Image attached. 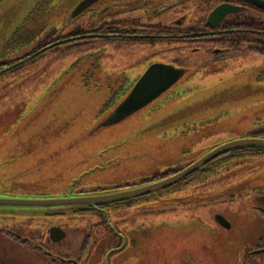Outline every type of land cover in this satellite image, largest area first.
<instances>
[{
	"label": "flooded vegetation",
	"instance_id": "1",
	"mask_svg": "<svg viewBox=\"0 0 264 264\" xmlns=\"http://www.w3.org/2000/svg\"><path fill=\"white\" fill-rule=\"evenodd\" d=\"M50 1L51 5L36 6L3 41L0 50L3 52L24 44L35 48L18 59L0 56V73L13 72L22 63L64 45L103 44L145 49L157 46L163 51L169 48L185 74L186 69L193 68L194 71L187 72L188 79L197 71L199 77L209 76L228 62L249 55L264 59V54L254 51L264 48V10L252 4H263L264 0H96L75 15L76 6L83 0H66L63 20L57 23L50 21L53 11L57 12L53 5L57 0L42 3ZM220 6L236 9L212 15ZM124 61L115 67L100 65L98 69H84L78 76L82 87L89 92L101 89L109 94L110 99L102 106L104 111L113 104L109 114L147 68L165 63L160 59L149 61L144 68L132 71L118 67ZM257 73L260 79L264 71ZM196 87L189 86L186 90ZM178 97L174 93L161 102L154 100L119 123L129 118L139 122L149 120L158 115L156 112L162 109L165 112ZM33 105L38 103L35 101ZM144 108L148 109L142 111ZM215 117L197 119L195 123L209 126L208 122ZM105 119L106 116L95 125L92 133L102 128L96 127ZM263 126L252 125L225 141L209 144L195 155L183 151L174 159L176 164L121 182L96 179L95 173L102 174L106 169L92 164L99 162L95 160L99 150L87 157L91 166L88 165L87 172H81L86 176L80 174L63 180L59 174L45 180L41 169L51 162L45 155L59 146L48 135L46 150H40V144L36 150L37 160L43 159L37 162L31 159L30 166L23 169L29 177L21 175L22 181L10 184L9 188L19 190L17 194L23 199H55L59 203L24 207L17 214L0 215V238L13 251L37 264H140L142 257L152 264L150 255L160 249L166 254L174 253L172 262L163 264H264V147L247 144L215 152L232 141L264 142ZM178 132L169 133L170 137L185 134L182 130ZM211 132L203 134L210 137ZM39 137L35 134L34 140ZM25 144L23 140L20 142V146ZM77 145L74 142L65 149ZM83 157L74 156L72 163ZM1 169L12 170L8 166ZM11 176L15 175L6 173L1 180L8 182ZM234 176L237 178L233 180ZM224 180L229 182L218 185L226 186L225 190L217 193L223 187L216 185L217 182ZM57 183L60 185L56 188ZM72 200L81 201L72 203ZM156 234L158 237L153 240ZM217 236L226 240L223 246L218 244Z\"/></svg>",
	"mask_w": 264,
	"mask_h": 264
},
{
	"label": "rangeland",
	"instance_id": "2",
	"mask_svg": "<svg viewBox=\"0 0 264 264\" xmlns=\"http://www.w3.org/2000/svg\"><path fill=\"white\" fill-rule=\"evenodd\" d=\"M43 1L0 0V39H5L10 30L17 27L25 15L43 4ZM65 1L54 2L57 12L53 11L50 21L57 23L63 20L62 12L67 9ZM64 7V11L58 12ZM34 48L31 44L8 47L4 52L0 51V56H8L7 60L18 59ZM172 53V49L163 51L157 46L145 49L103 44L70 47L64 45L40 54L35 60L22 63L13 72H1L0 152L3 151V154L0 153V163L3 162V165L12 170L8 172V169H0V177L20 170L23 177H29L28 172L23 169L30 166L31 159L37 160L36 150L39 149V144L40 150H46L48 135H52L59 146L45 155L46 159H51L46 169H41L45 180L53 179L59 174L63 180H68L81 172H87L90 165L87 157L99 150L100 153L95 158L99 162L94 161L92 164L106 169L101 171L102 174L95 173L96 179L121 182L138 176H148L176 164L174 159L183 151H187V155H195L209 144L225 141L252 125H264V74L257 79V72L264 71V59L249 55L228 62L226 67L206 77H199L200 73L197 71V74L188 79L187 72L194 70L186 69L185 76L154 101L161 102L174 93L179 95L165 112L162 109L159 113L156 112L158 115L155 114V117L143 122L129 118L92 133L95 125L109 115L113 104L102 111L103 104L110 99L109 94L102 93L101 89V92H89L83 88L79 82L81 78L78 77L81 71L98 69L100 65L105 68L110 65L115 67L124 59V64H118V67L132 68V71H138L149 61L159 59L165 65L178 68L180 61L174 60ZM130 64L133 65L130 67ZM189 86L198 87L186 90ZM182 92L184 93L181 94ZM115 100L114 98L112 103ZM35 101L37 106L33 105ZM214 116L216 117L208 122L211 124L209 126L195 123L197 119ZM18 121L20 122L17 126ZM181 130L185 133L183 137L179 136L181 134L170 137L169 133H179ZM209 130H212L210 137L203 134ZM5 134L7 137L1 136ZM35 134L41 137L34 140ZM190 134L198 136L197 139ZM111 137L113 139H108ZM22 140L29 145L20 146ZM74 142H78L77 147L65 149L66 145ZM74 156L85 157L72 163ZM12 159L14 160L11 161ZM257 177L258 174L254 175V178ZM235 178L237 177L234 176L233 180ZM227 182L229 180L217 182L216 185ZM58 185L60 184L57 183L54 187L57 188ZM225 187H220L217 193L225 190ZM18 191L12 190L11 193L17 194ZM234 204H238V201ZM156 237L158 234L153 236V240ZM217 241L223 246L226 240L217 236ZM232 243L233 246L236 245L235 241ZM10 247L0 238V263L37 264ZM150 257L152 264L157 261L159 264L171 263L170 258L174 257V253L166 254L164 250H154ZM140 264H147L144 257L140 259Z\"/></svg>",
	"mask_w": 264,
	"mask_h": 264
},
{
	"label": "water",
	"instance_id": "3",
	"mask_svg": "<svg viewBox=\"0 0 264 264\" xmlns=\"http://www.w3.org/2000/svg\"><path fill=\"white\" fill-rule=\"evenodd\" d=\"M94 1L96 0L81 1L76 6L73 14L74 15L79 14L80 12L88 8ZM252 4L264 10V3L262 4V3L252 2ZM235 9L236 8L232 6H220L217 7L212 12V15H222L225 13L232 12ZM13 29L10 30L9 34L13 31ZM5 39H0V50L2 46L1 44ZM20 63L21 61L15 63L13 66H16ZM184 75H185V70L182 68H176L171 65H165L160 63L151 65L137 80L132 90L122 99V101L118 104V106H116L115 109L106 117V119L103 120L96 128L107 127L119 123L121 120L125 119L132 113L141 109L150 102L156 100L172 85L177 83ZM247 144H256L257 146L264 147L263 141H255V140L232 141L226 143L225 145L220 146L219 149H217L215 152L236 146H245ZM3 164H4L3 162L0 163V169L2 167H6ZM84 174L86 173H82L83 176H86ZM14 175L15 176L8 177V182L4 181L0 183V215L17 214L21 212L22 208L24 207L32 208L35 206L55 205L59 203L58 200L55 199L31 200V199H23L22 196H19L17 194H12L11 191L17 189L9 188V185L13 184L14 182L18 183V181H22L21 174L16 175V173H14ZM1 178L2 177H0V181H2ZM6 186H8V188ZM80 201L81 200H72L71 202L77 203Z\"/></svg>",
	"mask_w": 264,
	"mask_h": 264
},
{
	"label": "trees",
	"instance_id": "4",
	"mask_svg": "<svg viewBox=\"0 0 264 264\" xmlns=\"http://www.w3.org/2000/svg\"><path fill=\"white\" fill-rule=\"evenodd\" d=\"M52 4V2L50 1V2H46V3H43V4H41V5H51ZM53 5H54V3H53ZM263 46H264V42H263ZM262 47V46H261ZM249 49L252 51L253 49L251 48V47H249ZM255 52H258V53H262V54H264V48H255V50H254Z\"/></svg>",
	"mask_w": 264,
	"mask_h": 264
}]
</instances>
